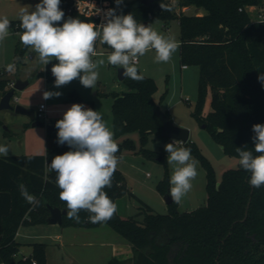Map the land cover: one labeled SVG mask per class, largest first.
I'll list each match as a JSON object with an SVG mask.
<instances>
[{
	"label": "trees",
	"instance_id": "obj_1",
	"mask_svg": "<svg viewBox=\"0 0 264 264\" xmlns=\"http://www.w3.org/2000/svg\"><path fill=\"white\" fill-rule=\"evenodd\" d=\"M264 0H155L147 6L139 0L123 1L118 7L115 0H102L105 9L116 13H131L137 22L148 18L177 20L179 26V64L197 66V97L191 115L205 125L222 152L238 159L236 148L253 150L252 126L264 124V85L258 75L264 72V21L251 19L248 7L260 6ZM171 8L164 11L160 4ZM60 8L66 20L69 17L97 25L92 15L67 12L68 3L61 0ZM182 8H191L189 12ZM202 12L198 15L195 10ZM62 23V22H61ZM19 21H11L9 31L20 33ZM106 52L112 49L103 44ZM27 50L19 40L15 55L23 61ZM142 81L124 78L126 91L101 92L97 96L112 100V127L119 146L117 156L124 150L135 151L132 139L125 137L137 132L143 147L150 136H160L161 123L153 113L160 109L154 100L155 81L148 76ZM5 82H0L2 96ZM210 91V111L202 116L207 91ZM68 103L79 102L71 94ZM166 114V113H165ZM167 115V114H166ZM55 126V125H54ZM57 131L44 155H13L0 157V264H46L45 244L32 243L31 254L15 260L19 227L45 223L47 211L44 202L59 208L66 203L59 199L60 189L55 185V173L47 171L55 155L71 150L68 145L56 143ZM182 147L205 170V205L191 211H179L177 204L168 206L165 214L154 213L150 206L141 205L132 217L123 218L115 212L105 223H91L86 211L79 213V222L67 214L61 226L94 228L109 226L129 244L131 255L125 259L112 257L106 264H264V186L253 188L248 183L250 173L239 167L225 170L217 180L210 162L189 140ZM144 155L150 153L141 148ZM256 154V153H254ZM163 160V156L159 158ZM23 184L40 201L39 206L26 201L19 189ZM157 189L164 195L169 191L165 172ZM115 203L126 192L122 173H114L112 187L104 189ZM130 196L134 197L132 193ZM246 212V215H245ZM142 217L140 220L138 217Z\"/></svg>",
	"mask_w": 264,
	"mask_h": 264
},
{
	"label": "rangeland",
	"instance_id": "obj_2",
	"mask_svg": "<svg viewBox=\"0 0 264 264\" xmlns=\"http://www.w3.org/2000/svg\"><path fill=\"white\" fill-rule=\"evenodd\" d=\"M169 1L174 2V0ZM39 2L40 0H0V17H7L10 22L19 21L18 14L21 8L29 6L34 8ZM256 10L264 12V2ZM250 15L251 19L256 18L255 12H251ZM148 22L158 33L164 36H174L179 41L177 20L164 21L148 18ZM19 40L18 33L10 31V35L4 41H0V73L4 72L0 75V82H5L4 89L8 91L12 88L10 85L12 81L15 82V78L29 79L30 83L27 87L21 91H15L14 96L17 100L11 99L10 103L20 104L33 111H36L38 105L43 103L47 108V119L42 120L43 126L32 127L27 116L16 114L9 109H1L0 145L8 147V155L44 152L45 147H49L52 141L46 126H54L57 120L62 119L64 111L72 105L67 102L71 94L78 95V103L87 104L93 110L100 111L103 119L113 131L112 100L110 97H98L97 90L120 92L127 89L122 82L117 81V69L107 64V55L110 52L103 49L102 43L97 41L96 49L100 53L93 59L103 58L106 63L98 69L99 80L94 89L83 87L78 79L66 86L56 88L54 87L55 79L51 73V68L56 61L53 60L44 67L35 59L36 54L27 48L23 61L18 63L15 48ZM154 56L155 51L150 50L144 56L139 57L138 71L155 81L157 90L154 98L158 101L163 95L159 103L160 110L167 114L174 125L189 130V141L210 162L216 179L219 180L225 170L236 168L238 159L225 155L208 130L202 128V124H199L191 115L197 97L198 67L182 68L179 64L178 51L167 63H155ZM13 63L15 71H7L6 66ZM44 91H59L62 95L44 100L42 98ZM209 102L210 91L208 90L202 116L209 113ZM125 137L133 140L136 149L135 151L124 150L119 156L122 159L117 169L124 177L127 190L115 201L117 214L123 218L134 216L141 205L137 199L150 206L154 213L165 214L169 205L165 204L163 194L157 189V184L163 179L165 172L170 180L173 168L167 163L168 153L164 146L173 140L150 136L141 147L137 132L129 133ZM114 140L120 142L121 138H114ZM182 145L178 143L177 146L182 147ZM141 148L150 153L144 155L140 151ZM161 156H163L162 161L158 160ZM192 157L197 160L193 155ZM197 172V177L192 181L191 191L179 205L177 204L179 211H191L205 205V170L199 161ZM129 193H132L134 197ZM58 234L59 237L56 236ZM16 239L19 244L18 252L14 256L15 260L29 256L32 243L45 244L46 264H106L112 257L125 259L126 255H131L130 249L127 253H123V250L127 248V241L107 225L85 228L37 223L20 227Z\"/></svg>",
	"mask_w": 264,
	"mask_h": 264
},
{
	"label": "clouds",
	"instance_id": "obj_3",
	"mask_svg": "<svg viewBox=\"0 0 264 264\" xmlns=\"http://www.w3.org/2000/svg\"><path fill=\"white\" fill-rule=\"evenodd\" d=\"M115 3L119 7L123 0H115ZM60 4L61 0H40L34 8H21L18 14L21 43L36 54L35 59L44 67L53 60L58 61L51 68L56 88L77 79L85 88L96 87L98 69L106 63L103 58L93 59L97 55V41L112 49L107 55V64L122 68L124 78L137 82L144 79L137 67L139 57L154 50V62L167 63L180 47L174 36L158 33L151 24L138 23L131 13L118 15L116 9L109 8L102 22L96 25L72 17L65 20ZM160 7L171 11L163 3ZM10 28V20L0 17V41L10 35ZM6 70L15 71V64H8ZM258 80L264 85V72L258 75ZM61 95L59 91H44L42 98L48 100ZM55 127L58 129L56 143L66 144L71 150L55 155L47 164V171L55 173V185L60 189L59 199L66 203L67 217L79 222V213L83 210L90 214L91 223L107 222L117 206L104 189L112 187L114 173L122 159L116 155L119 146L114 132L100 111L81 103H73L64 111ZM252 131L253 150L245 146L236 151L239 167L250 173L248 183L259 189L264 186V124H254ZM178 143L183 142L176 140L164 147L168 153L167 163L173 168L169 193L173 203L179 205L192 189V181L198 175V161L192 157L190 148L178 147ZM8 152L7 146L0 145V155L7 156ZM19 189L26 201L39 206L40 201L23 184Z\"/></svg>",
	"mask_w": 264,
	"mask_h": 264
},
{
	"label": "water",
	"instance_id": "obj_4",
	"mask_svg": "<svg viewBox=\"0 0 264 264\" xmlns=\"http://www.w3.org/2000/svg\"><path fill=\"white\" fill-rule=\"evenodd\" d=\"M153 1L155 0H139V3L141 5L147 6ZM143 24L147 26L146 22H143ZM56 63H58V61H56ZM123 71L124 70L122 68H117L116 78L117 81L119 82L123 81L124 79L122 75ZM29 83H30L29 79L22 80L20 78H16L13 87L8 91H6L5 94L0 98V110L9 109L14 111L16 114L27 116L31 122L32 127L43 126L42 121L36 120L34 118V111L32 109L26 108L20 104H15V105L10 104V99L14 96L15 91L23 90L25 87L28 86ZM153 113L161 123L160 136L162 138L172 139L173 141L179 140L183 142L182 144H185L189 140L188 129L174 125L172 120L160 109H154ZM201 126L202 128L205 127V125L203 124ZM54 129L55 126L53 125L46 126L47 131H53ZM163 200L166 205H170L173 203L169 191H167L163 195ZM44 207L47 211V217L45 219V223L48 225H61L63 216L67 214V209L65 207L59 208L53 206L48 202H44Z\"/></svg>",
	"mask_w": 264,
	"mask_h": 264
},
{
	"label": "built area",
	"instance_id": "obj_5",
	"mask_svg": "<svg viewBox=\"0 0 264 264\" xmlns=\"http://www.w3.org/2000/svg\"><path fill=\"white\" fill-rule=\"evenodd\" d=\"M66 1L68 3L67 12L76 11L79 13L92 15L94 18L97 19V25H99L102 22L103 15L107 11L105 9L104 5L102 4V0H66ZM123 1H132V0H123ZM97 10H99V12H97ZM256 20L264 21V13H258L256 16ZM96 53L99 54L100 52H98L96 49ZM185 67L186 66H182V68H185ZM2 74L0 73V75H2ZM54 79H55V77H54ZM13 84H14V81H12V84L10 86L13 87ZM11 99H13V101L17 100L16 96H13ZM41 106H43V107H41ZM84 106L86 108H90L86 105H84ZM46 113H47V108H46L45 104L40 103L37 107V110L34 111V118L36 120H39V121H42V120L46 121V119H47ZM32 264H36V262L32 261Z\"/></svg>",
	"mask_w": 264,
	"mask_h": 264
},
{
	"label": "crops",
	"instance_id": "obj_6",
	"mask_svg": "<svg viewBox=\"0 0 264 264\" xmlns=\"http://www.w3.org/2000/svg\"><path fill=\"white\" fill-rule=\"evenodd\" d=\"M258 6H253V7H248L247 8V12L249 13V15L251 14V12H255L256 13V16H257V14L258 13H264V12H259L258 10H256V8H257ZM192 9L191 8H183V10L182 11H184V12H189V11H191ZM195 12H197V14L198 15H201L202 14V12L201 11H199V10H195ZM250 17H251V15H250ZM254 19H256V18H254ZM253 20V19H252ZM15 33H17V32H15ZM17 45V44H16ZM16 49V48H15ZM186 68V67H185ZM184 68V69H185ZM18 78V77H17ZM16 79V78H15ZM22 80H25L24 78L22 79ZM98 91H101V92H107V91H104V90H98ZM99 97V96H98ZM154 97V96H153ZM78 99H79V97H78ZM154 100H155V102L157 103L158 101H156V99L154 98ZM76 103H78V102H76ZM73 104V103H72ZM81 104H83V105H86V106H88V107H90L91 109H93L91 106H89V105H87V104H84V103H81ZM47 149H48V146H46L45 147V150H44V152H42V153H24L25 155H44L45 154V152L47 151ZM7 156H13V155H7ZM1 157H4V156H1ZM142 217L140 216V217H138V219L140 220ZM21 227H23V226H21ZM99 227V226H98ZM20 228V227H19ZM85 228H87V227H85ZM95 228V227H94ZM19 230V229H18ZM18 230H17V232H18ZM17 232H16V235H17ZM16 235H15V241L17 242V239H16ZM57 237H59V234L58 235H56ZM129 249H130V247H129V244L127 243V248L125 249V250H123V253L125 254V253H127L128 251H129Z\"/></svg>",
	"mask_w": 264,
	"mask_h": 264
}]
</instances>
